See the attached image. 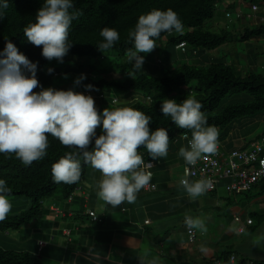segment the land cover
<instances>
[{"label": "trees", "instance_id": "1", "mask_svg": "<svg viewBox=\"0 0 264 264\" xmlns=\"http://www.w3.org/2000/svg\"><path fill=\"white\" fill-rule=\"evenodd\" d=\"M223 1H228V8L225 11L234 13L237 10L235 5L246 7L245 12H248L252 2L258 3L260 0H74L75 8L80 10L82 15L72 23L69 32V42L72 46L64 57L65 62L75 59V64H68L65 71L72 73L74 79L82 73L86 76L74 90L90 94L98 103L96 104L98 111L105 108V105L118 102V98L111 93L112 89L121 91L125 99L139 97V100L125 106L149 115L150 129L165 127L169 135V148L178 140L186 143L182 136L188 130L177 128L170 118L163 117L160 104L164 98L176 99L179 102L184 97L194 95L203 104L201 111L206 115L208 123L217 127L223 134L232 129L235 121L257 120L256 117L264 114V70L260 72L245 70L235 61H229L225 55L216 59L208 57L206 60L191 58L193 54L199 57L200 54H209L227 44L239 41L248 46L255 58L258 56L256 50L259 41L264 40V22L251 24L248 21L250 19H247L244 23L234 16L235 20L230 22L231 25L230 23L225 25L219 32L205 28V25L213 20L220 2ZM42 2L43 0H10L5 17L0 20V51L5 46L7 36L20 52L31 61L37 62V79L41 86L47 88L54 84L53 74L45 71L49 60L41 55L40 47L26 40L23 32L28 23L35 19ZM154 8L173 9L182 20L183 32L162 33L156 40L158 47L144 55L148 69L142 66L144 72H136L127 62L126 51L130 47L127 42L128 32L141 14ZM258 12L264 15V11ZM104 27L115 28L120 34V40L112 49L102 53L96 44L102 40L99 33ZM181 42L186 43V48L180 52L181 57L178 58L176 46ZM155 51H159L164 60L161 56L153 58ZM107 55L117 58L107 69L96 71L89 63L90 59L105 61ZM182 55H186V58ZM154 59L160 66L151 64L155 63ZM88 84L93 86V91L85 88ZM57 89L67 88L57 85ZM96 132L99 135L101 129L98 127ZM188 135L191 136V133L188 132ZM219 138L222 137L218 136V140ZM48 140L47 155L40 161H34L30 166L21 164L14 154H0V178L6 179L10 185L12 189L10 196L25 195L31 198V204L27 208L9 213L6 220L0 222V264H44L36 254L41 249L40 242L43 240L29 239L31 227L25 226H31L33 223L31 228L33 229V226L45 219L50 212L56 217L66 215L62 204L69 206L78 202L82 196L77 192L87 181L91 165H82L78 182L70 185L55 183L51 172L52 164L68 149L51 135ZM91 146L89 145V148ZM138 152L144 162L152 160L143 146L138 148ZM51 207L58 208L59 213H55ZM68 213L79 215L82 212L70 210ZM85 214L94 223L100 221L98 215L97 220L92 219L88 210ZM16 235L21 240L29 239L31 242L27 245L29 249L9 248L8 239L4 237ZM32 245L37 247L35 252L30 250Z\"/></svg>", "mask_w": 264, "mask_h": 264}, {"label": "clouds", "instance_id": "2", "mask_svg": "<svg viewBox=\"0 0 264 264\" xmlns=\"http://www.w3.org/2000/svg\"><path fill=\"white\" fill-rule=\"evenodd\" d=\"M9 6L10 0H0V20L4 19ZM81 15L74 0H43L35 19L24 28V36L41 48L45 59L63 63L72 46L69 42L72 23ZM173 31L183 32L182 20L173 9L154 8L141 14L127 36L130 47L126 57L132 69L144 72L145 56L142 54L158 47L156 40L162 33ZM99 34L102 40L96 46L102 53L120 40L115 28L104 27ZM37 67V62L31 61L5 36V46L0 51V154H14L21 164L30 166L47 155L51 135L68 149L52 164L55 183L78 182L82 165L89 164L101 173L97 195L106 205L115 208L124 202L134 203L152 178L151 172L145 170L138 148L143 146L152 160L166 157L168 130L165 127L150 129L151 117L136 108L105 107L98 111L90 94L71 87L45 88L37 79ZM53 71L47 68L49 74ZM84 79L86 76L82 73L74 83L79 85ZM85 88L93 90L90 84ZM202 108L203 104L194 95L179 102L164 98L160 104L163 117L170 118L177 128L188 130L182 137L187 146L181 147L178 153L187 165H196L202 155L218 151L219 131L208 123ZM98 127L101 129L99 135ZM179 184L193 201L211 187L205 179L192 181L187 176L181 178ZM11 192L7 180L0 178V222L6 220L11 211ZM51 209L55 213L60 211L55 207ZM184 224L190 230L206 231L200 218L186 215ZM151 264L157 262L153 260Z\"/></svg>", "mask_w": 264, "mask_h": 264}, {"label": "crops", "instance_id": "3", "mask_svg": "<svg viewBox=\"0 0 264 264\" xmlns=\"http://www.w3.org/2000/svg\"><path fill=\"white\" fill-rule=\"evenodd\" d=\"M255 4L259 5L258 11H264V0ZM227 6L228 1L220 2L218 10L225 13ZM241 6L235 5V9L245 12L247 8ZM260 15L258 12L253 21H248L258 23ZM210 53L199 57L193 54L191 58L210 59ZM253 131H220L218 144L225 150L252 148L264 132L248 140ZM186 146L178 140L166 157L153 160L150 183L155 189L145 186L134 203L124 202L115 208L98 197L101 173L90 166L87 181L77 192L82 198L69 206L62 204L66 215L56 217L50 212L33 226V234H28L31 239L36 233L44 242L37 256L46 264H151L153 260L157 264H215L234 254L244 263L264 264V181L240 194L227 192L222 182L214 192L206 191L193 201L179 184L186 163L178 153ZM70 210L82 213L69 214ZM87 210L94 211L100 221L94 223L85 214ZM186 215L200 218L205 224L206 231L195 229L194 242L188 238ZM4 238L12 249L27 250L31 244L17 235ZM30 250L35 252L37 247L32 245Z\"/></svg>", "mask_w": 264, "mask_h": 264}, {"label": "built area", "instance_id": "4", "mask_svg": "<svg viewBox=\"0 0 264 264\" xmlns=\"http://www.w3.org/2000/svg\"><path fill=\"white\" fill-rule=\"evenodd\" d=\"M258 10L259 5L252 3L249 12L236 10L234 15L237 19L243 20L247 18L253 21ZM225 17L229 20L232 19V13L230 11H225ZM258 22H264V15L259 16ZM176 48L185 51L186 43L181 42ZM190 137L189 135V138ZM153 165V160L145 161V170L152 174L151 168ZM183 172L184 177L187 176L188 179H205L209 181L211 187L207 190L208 192L215 191L222 182L224 183L223 187L228 192L239 194L250 191L264 180V135L261 136L259 142L255 143L252 148L249 149L234 148L225 150L218 144V151L215 154L202 155L198 159L196 165L185 164ZM147 187L148 189H155V184L149 183ZM88 213L92 216V219L97 220V215L93 211H89ZM235 220L240 221V218L236 217ZM148 222L147 220L146 223ZM247 222L251 223L252 220L248 219ZM186 230L190 242H194L197 235L195 229L190 230L186 227ZM239 230L242 231L243 228ZM40 244L42 246L44 243L41 241ZM215 264L252 263H244V261L238 260L236 255L231 254L227 260H219L216 261Z\"/></svg>", "mask_w": 264, "mask_h": 264}, {"label": "rangeland", "instance_id": "5", "mask_svg": "<svg viewBox=\"0 0 264 264\" xmlns=\"http://www.w3.org/2000/svg\"><path fill=\"white\" fill-rule=\"evenodd\" d=\"M241 7H242L241 9L244 8V6H241ZM231 13H232V17H231L232 19L229 20L225 17V13H223L220 10H217L213 20L211 22H208L205 25V28H207L211 31L219 32L225 25H227V24L229 25L230 22L235 20L234 13L233 12H231ZM230 25H231V23H230ZM256 41H257V39H256ZM258 41H259V39H258ZM165 42H166V39H165ZM249 43L251 44V42H249ZM256 51L258 52V56L255 58V55L251 51H249L248 46L245 45L243 42L239 41L238 43H232L230 45L227 44V46H225L223 48H219L215 51H212L210 53L211 54L210 58L216 59L219 56L223 57L225 55L229 61H235L236 64L240 68H243L245 70L252 69L254 71L260 72V71L264 70V40L260 41V45L258 46V49ZM254 52H255V50H254ZM143 55H146V54H143ZM158 56H161V58L164 60L163 56L160 54L159 51H155L152 55L153 58H156ZM177 56L180 57V52L177 54ZM116 60H117V58H115L114 56L107 55L105 61H103V59H90L89 63L95 67L96 71H99L100 69H107V67L111 66ZM118 60H120V58ZM155 61H156V59H154V62ZM74 62H75V59L71 60V61H66V62L63 61V63H59L55 59L48 61V63L45 66V71L47 72L48 67H51L54 69V71L51 73V74H53V83L54 84L51 87L57 88V85H59L61 88H70L71 87V88L77 89V87H79V85H76L74 83L75 79H74V76L72 75V73H68L65 71V67L70 63L75 64ZM151 64L155 65V66H160V65L156 64V62L155 63L151 62ZM142 66L145 67L146 69H148L145 62L143 63ZM164 66H166V65H164ZM158 74L159 73H156V75H158ZM111 93L113 96H116L118 98V102L115 104H110V105L108 104L109 106L105 105L104 107H111V106L125 107L126 104L128 105L129 103H131L133 101L135 102V101L139 100L138 99L139 97H134V99H125L124 94L117 89H112ZM95 104H98L97 101H95ZM256 119L257 120H253L254 122H251V123H249V121H248L251 119H241L239 121H235L232 125L233 132L235 131V132L239 133V132H246L249 129H252V130L254 129L253 133L248 136V140H250L251 138H255V136L257 134L264 131V114L256 117ZM255 122H257V123H255ZM9 199H10V202L12 205L10 213L15 212L19 209H21V210L25 209L31 204V198L27 197L25 195L9 196ZM32 224H31V226L26 225L25 227L26 228H29V227L32 228ZM31 228H30V234H33V231ZM11 237H13V236H11ZM34 238H37L36 233L34 234ZM43 263L46 264L44 261H43Z\"/></svg>", "mask_w": 264, "mask_h": 264}]
</instances>
